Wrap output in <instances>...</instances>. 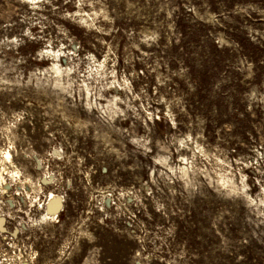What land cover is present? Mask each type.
<instances>
[{"label":"rangeland","instance_id":"374dc122","mask_svg":"<svg viewBox=\"0 0 264 264\" xmlns=\"http://www.w3.org/2000/svg\"><path fill=\"white\" fill-rule=\"evenodd\" d=\"M0 218V264H264V0H0Z\"/></svg>","mask_w":264,"mask_h":264},{"label":"bare ground","instance_id":"6f19581e","mask_svg":"<svg viewBox=\"0 0 264 264\" xmlns=\"http://www.w3.org/2000/svg\"><path fill=\"white\" fill-rule=\"evenodd\" d=\"M27 1H29V0H27ZM7 154H9V153H7ZM45 202H46L45 209L49 212V214H51L53 216H57L58 212L60 211L59 210L60 196H58L57 194H54V193H50L48 198H47V201H45ZM0 233H2V234L6 233V227L4 225V220L1 218H0ZM14 234H15V232L13 233V235Z\"/></svg>","mask_w":264,"mask_h":264},{"label":"trees","instance_id":"16d2710c","mask_svg":"<svg viewBox=\"0 0 264 264\" xmlns=\"http://www.w3.org/2000/svg\"><path fill=\"white\" fill-rule=\"evenodd\" d=\"M234 42L236 43L237 46H239L241 48H244L245 51H248L250 53V60L255 65L257 63V59H258L257 58L258 54L256 53V51L259 48L253 42H251L249 40V38L246 37L245 35H242L241 37H238L236 40H234ZM211 47L213 49H216L217 45L212 42L211 43Z\"/></svg>","mask_w":264,"mask_h":264}]
</instances>
